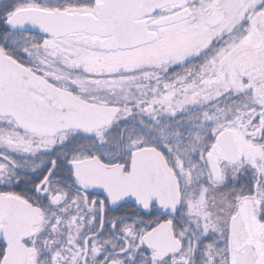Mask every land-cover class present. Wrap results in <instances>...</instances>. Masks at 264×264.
Returning a JSON list of instances; mask_svg holds the SVG:
<instances>
[{
  "label": "snow or ice",
  "instance_id": "snow-or-ice-1",
  "mask_svg": "<svg viewBox=\"0 0 264 264\" xmlns=\"http://www.w3.org/2000/svg\"><path fill=\"white\" fill-rule=\"evenodd\" d=\"M0 264H264V0H0Z\"/></svg>",
  "mask_w": 264,
  "mask_h": 264
}]
</instances>
